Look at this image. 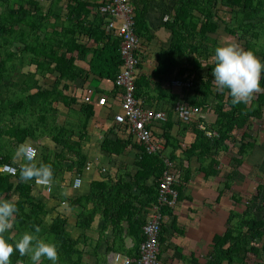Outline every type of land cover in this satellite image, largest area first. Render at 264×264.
Listing matches in <instances>:
<instances>
[{"label": "trees", "instance_id": "trees-1", "mask_svg": "<svg viewBox=\"0 0 264 264\" xmlns=\"http://www.w3.org/2000/svg\"><path fill=\"white\" fill-rule=\"evenodd\" d=\"M60 1L52 0V8L44 13L38 0H0V166L3 164L17 166V172L14 175L0 170V198L10 199L13 193H18L19 196L16 201L18 211L13 219V227L9 230L10 236L18 237L26 230L35 231L36 226H39L41 230L38 233L39 236L55 240L58 244V264H90L88 256L91 253L85 248V245H88L89 236L82 233L78 237H73L67 230L68 219L62 215H57L50 224H46L48 211L33 202L32 189L35 178L28 181L23 180L20 175V165L25 161L23 159L19 163L14 162V153L27 139L39 141L45 136H50L57 144L72 150L75 153L74 163L78 162L80 167L86 159V156L78 149L81 143L72 139L74 130L70 124H68L69 127L65 124L61 125L50 115L58 111L51 107L53 101L51 99H59V97L56 98L53 92L38 84L34 73L26 74L21 69V66L25 65V58L29 55L32 61L38 64V72L42 76H47L48 73L58 69L62 77L75 70L73 58L69 59L66 56L69 41L64 38L60 43L56 42L57 49L64 47L59 57L54 54L50 41H41L35 47L34 55L27 50L32 45L30 49H34L35 39L39 37L38 31L46 30L49 17H58L56 6ZM77 1L80 2L79 6L68 5L71 15L75 10H80L81 13L84 10V3ZM132 2L134 5L133 0ZM176 2L175 16L167 21L172 31V39L169 47L163 49L160 55L158 72L164 74L165 79L169 80L172 77L170 69L174 67L177 68L176 75L185 79L191 77L192 84L185 90V99H188L191 93L194 98L189 101L190 104L201 107V110H206L210 106L214 110L216 119L212 123L206 122L204 118L196 119L195 117L190 120L180 118L178 122V125L182 127L181 133L191 130L196 134L195 141L189 147L190 152L201 148L203 154H206L208 151L220 149L225 141L233 139L234 131L243 129L250 124L251 119L264 116V89L256 93L247 103L233 104L230 90L218 88L212 75V69L215 66L214 50L221 44V33L238 34L245 49H253L258 56L264 58V0H177ZM219 5L230 8V20L221 18ZM146 6L148 2H144V7L141 9L134 5L135 20L138 26L137 34L141 41V61L138 67L135 96L143 102L142 105L145 107L146 99L141 96H143V89L151 87V82H148L146 77H139V70L143 63L144 42L142 38H153L145 22ZM103 16L107 22L105 14ZM71 23L72 30L84 32L95 41L108 38L109 42L96 52L93 69L103 77L116 80L123 66L120 38L111 32L107 33L104 28L100 27V24H93V27L89 28L84 20L76 23L71 20ZM18 25H21V28ZM64 29L66 31L67 26ZM214 33L217 36H212ZM20 41L25 44L22 55L19 54V49H14L15 43ZM74 44L75 42L73 46ZM78 48L83 51L82 47ZM45 50H49L50 60L48 62L37 60L40 51L43 54ZM52 61L57 63L54 69L50 67ZM107 65L109 70L104 73L102 69ZM262 85H264V77H262ZM33 89L36 91L31 92ZM162 93L165 98L169 96V101L172 102V105L162 107L161 110L168 113V120L161 122L160 125L167 140L166 145H170L173 137L168 134V131L174 125L172 120L174 103L182 96L174 92L168 95L164 89ZM107 104L108 100L105 105L101 106ZM82 110L88 121L93 114V106L85 104ZM117 123L133 137L127 124ZM200 123L204 125V128L199 126ZM83 126L85 127L86 123ZM152 130L155 136V128ZM208 132H216L218 135L210 136ZM128 139L130 138H127L126 142L105 140L102 147L111 153L121 152L130 143L131 139L130 141ZM155 140L158 141L156 137ZM173 147L177 149L179 143L176 145L173 142ZM241 147V152H248L250 143H244L243 140ZM139 148L141 152L137 165L141 168L142 175L136 177L134 182L141 190L140 194L133 191V183L119 179L115 185L107 182H94L88 194H79L75 201L73 200L75 204L82 207V211L77 216V226L80 229H91L97 215L103 218L102 231H105L110 223L114 224V237L109 241L108 251L125 252L127 250L125 240L130 235L139 239L141 243L144 240L142 227L150 215L148 213L152 211L153 204L158 202L160 179L166 169L164 153L159 148L153 152H148L144 145H139ZM41 157L39 158L38 154L37 162L51 165L53 175L62 169L57 156L55 160L50 159L48 153H44ZM175 158L174 153L169 157L170 160ZM182 169L184 168H181L179 182L175 184V189L179 194L178 199L182 196L183 182L191 177L190 174L185 177ZM208 173L211 174V172ZM149 179H152L151 184L148 183ZM181 179L182 183H180ZM262 188L263 185L258 187L259 192L256 198L261 195ZM136 202L141 204L138 212L135 211ZM166 209L168 207L162 208L163 213ZM124 221H128L129 226H124ZM163 228L162 223V232ZM263 228L264 218H259L252 207L248 206L244 213L232 212L225 233L215 237L216 251L206 264H223L224 261L232 264L236 260L243 262L249 253L259 255L261 247L257 243L264 238ZM262 249H264V243ZM131 252H128L129 255L136 257L139 247L136 252ZM10 264H33V262L28 255L22 256L18 250H15L10 256ZM41 264H52V262L47 258H42Z\"/></svg>", "mask_w": 264, "mask_h": 264}, {"label": "crops", "instance_id": "crops-1", "mask_svg": "<svg viewBox=\"0 0 264 264\" xmlns=\"http://www.w3.org/2000/svg\"><path fill=\"white\" fill-rule=\"evenodd\" d=\"M38 1L40 2V0ZM45 1L48 5L46 10L44 5L40 3L43 12L47 13L52 8L53 3L52 0ZM80 1L84 3V10L82 13L80 10H75L74 14L71 15L68 5L79 6L80 2L61 0L56 6L58 17L50 16L46 30L38 31L39 37L35 39L34 49H30L33 45L27 48L34 55L35 47L41 41H50L54 48V54L59 57L64 51V47L57 49L56 42L60 43L64 38L69 41L66 56L69 59L73 58L75 70L62 75V77H60L61 73L58 69L48 73L47 76H42L38 72V64L36 61H32L29 55H27L28 58H25V65L21 66V69L26 74L34 73L35 78L38 79V84L53 92L56 98L59 97V99H51L53 100L51 107L58 111L50 115L61 125L68 126L70 124L74 130L72 139L81 143L78 149L81 154L86 156L85 162L82 167L79 166L78 162L74 163L75 153L57 144L50 136H45L39 141L27 139L25 143L34 144L37 149L41 148L38 150L40 151L39 158H42L41 155L44 153H48L50 159L55 160L57 156L61 162L62 169L53 175L50 190L45 185L33 184V202L48 211L47 217L51 216L50 222L47 223L46 217L45 223L50 224L57 215L66 217L68 219L67 230L73 237H78L82 233L89 236L88 245H85L87 251L91 253L88 256L89 263L112 264L114 253L129 255V251H132L131 253L136 252V249L141 245L139 239L133 235L127 236L125 240L127 250L125 252L108 251L109 241L114 237V224L110 223L108 228L102 231L103 218L97 215L91 229H80L77 226V216L82 211V207L75 204L74 201L79 194H88L94 182H107L115 185L119 179L133 183V191L140 194L141 190L134 180L142 175V170L137 165V161L141 152L139 145L143 144L128 135L115 121V114L122 110V90L116 86L115 79L103 77L93 69L96 52L109 42L108 38L95 41L86 33L77 32L71 28V20L74 23L84 20L89 28L93 27V24H100V27L104 28L107 33H113L108 30L107 22L100 11V6L105 0ZM133 1L134 5L140 9L144 7V2H148L145 22L150 33L153 34L151 39L142 38L144 42L143 63L139 70V77H146L147 81L151 82V87L143 89V96H141L146 99V108L152 110L159 108L157 110H161L162 107L172 105L169 96L167 98L163 96L162 89L168 95L171 92L181 94L182 97L174 103L175 105L178 102H185L193 106L189 102L194 98L193 94L190 93L188 99H185V90L191 85L173 84V81L178 79L191 81V77L185 79L176 75L177 68L174 67L170 69L172 77L169 80L165 79L164 74L158 72L161 61L160 55L163 49L169 47L172 39V31L168 27L167 21L172 20L175 16L174 8L177 0ZM18 26L21 28V25ZM65 26H67L66 31ZM212 36L217 35L214 33ZM30 39L31 37L28 41ZM20 42L15 43L14 46L15 48L18 46L16 49H19V54L22 55L25 44ZM78 47H82L83 51H80L81 48ZM19 58L22 57L19 56ZM38 59L48 62L50 60L49 50H45L43 54L40 51ZM56 65L57 63L52 61L50 67L54 69ZM102 70L107 73L108 65ZM35 91L36 89H33L31 92ZM103 95L108 98L106 106L98 104V98ZM86 96H90L91 100L86 101ZM139 102L143 103L141 100ZM85 104L93 106V114L88 121L84 110H82ZM213 111L210 106L206 110L202 109L201 113L194 117L196 119L204 118L206 122L212 123L216 119ZM172 120L174 122L173 128L168 131V134L173 137L170 145H166L167 140L160 127L161 123L154 125L155 137L158 140L159 149L164 153V160H169L172 163L174 170L178 171V176L181 177V168H184L182 170L185 172V177L187 174H190L191 177L183 182L182 196L177 200L176 205L169 207L163 213L164 228L160 240L159 257L161 264H206L216 251L215 237L225 233L232 212L244 213L250 206L259 218H264V137L258 134V131L264 129V116L251 119L252 125L247 124L243 129H237L234 131L233 139L225 141L220 149L208 151L206 154H203L201 148L190 152L189 147L195 141L196 134L191 130L181 133L182 127L178 125L181 119L176 112L172 114ZM85 123L86 126L84 127ZM199 126L204 128L201 123ZM210 133V136L218 135L216 132ZM127 138H130L131 141L128 139L130 143L121 152L111 153L102 147L105 140L126 142ZM243 140L244 143H250L248 152H241ZM173 142L176 145L179 143L177 149H174ZM172 153L176 155V158L170 160L169 157ZM14 156V162L17 163L24 159L18 150ZM77 176L82 178V183L78 188L73 185ZM151 182L152 179H149L148 183L151 184ZM260 185H263L261 195L256 198ZM12 198L16 202L19 198L18 193H13L10 199ZM134 206L136 207L135 211L138 212L141 204L136 202ZM123 223L124 226H129L128 221ZM263 241L264 238L257 243L261 247L259 255L249 253L243 262L236 260L232 264L264 263ZM223 264L229 263L224 261Z\"/></svg>", "mask_w": 264, "mask_h": 264}, {"label": "built area", "instance_id": "built-area-1", "mask_svg": "<svg viewBox=\"0 0 264 264\" xmlns=\"http://www.w3.org/2000/svg\"><path fill=\"white\" fill-rule=\"evenodd\" d=\"M100 11L105 14L108 30L115 33L121 40L123 66L115 84L122 90V110L115 114V121L127 124L131 135L143 144L148 152H153L160 146L155 140L152 129L156 123L167 121L168 113L165 110L146 108L135 96L138 67L141 61V41L137 34L133 2L132 0H105L100 6ZM173 84L190 86L192 82L178 79L174 80ZM85 100L90 101L91 97L86 96ZM107 100V96L103 95L99 97L98 103L105 105ZM201 111V107L192 106L185 102H178L174 106V112L183 120H190L192 117L198 116ZM208 134L211 135L210 132ZM38 153L37 151V156ZM0 170L14 175L17 172V166L3 164L0 166ZM178 181V172L174 170L172 163L166 160V169L160 179L158 202L153 204L152 211L142 227L144 240L141 242L138 255L133 257L114 253L112 264H161L159 254L163 223L162 208L176 205L179 194L175 189V184ZM81 183L82 178L77 176L73 185L78 188ZM35 184L45 185L50 190V184L37 183L36 179Z\"/></svg>", "mask_w": 264, "mask_h": 264}, {"label": "clouds", "instance_id": "clouds-1", "mask_svg": "<svg viewBox=\"0 0 264 264\" xmlns=\"http://www.w3.org/2000/svg\"><path fill=\"white\" fill-rule=\"evenodd\" d=\"M214 59V83L218 88L230 90L233 104L247 103L264 89V58L253 49H245L235 41H226L215 48ZM37 151L29 143L19 146L18 152L25 161L20 165L21 178L25 181L35 178L37 183L50 184L53 169L49 164L37 162ZM17 211L14 198H0V264H10V256L15 250L22 256L28 255L33 264H41L42 258L58 264V244L55 240L39 236V226H36L35 231L26 230L18 237L9 235Z\"/></svg>", "mask_w": 264, "mask_h": 264}, {"label": "rangeland", "instance_id": "rangeland-1", "mask_svg": "<svg viewBox=\"0 0 264 264\" xmlns=\"http://www.w3.org/2000/svg\"><path fill=\"white\" fill-rule=\"evenodd\" d=\"M40 2L44 5V8L46 10V8L48 6L47 2L45 0H40ZM229 9H230L229 7H225V6L219 5V9L218 10H219V15L221 16V18L226 19V20H230ZM222 28H223V25H222ZM220 41H221V43L226 42V41H235L238 44H240L242 47H244L243 41L239 39V35L238 34L234 35V34H230L228 32L226 34L225 33H221ZM14 48H15V46H14ZM16 48H18V46H16ZM252 123L253 122H251L250 124L252 125ZM258 134L260 136L262 135L264 137V129H261L260 131H258ZM66 206L69 207L68 205H66ZM46 220H47V223H49L50 220H51V216H48Z\"/></svg>", "mask_w": 264, "mask_h": 264}, {"label": "bare ground", "instance_id": "bare-ground-1", "mask_svg": "<svg viewBox=\"0 0 264 264\" xmlns=\"http://www.w3.org/2000/svg\"><path fill=\"white\" fill-rule=\"evenodd\" d=\"M181 183V182H180Z\"/></svg>", "mask_w": 264, "mask_h": 264}]
</instances>
